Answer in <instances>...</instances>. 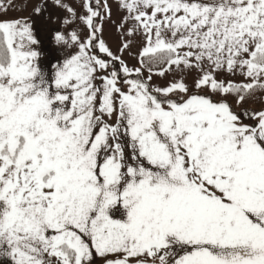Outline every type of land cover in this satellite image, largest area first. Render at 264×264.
I'll list each match as a JSON object with an SVG mask.
<instances>
[{"label": "snow or ice", "instance_id": "obj_1", "mask_svg": "<svg viewBox=\"0 0 264 264\" xmlns=\"http://www.w3.org/2000/svg\"><path fill=\"white\" fill-rule=\"evenodd\" d=\"M0 264H264V0H0Z\"/></svg>", "mask_w": 264, "mask_h": 264}, {"label": "rangeland", "instance_id": "obj_2", "mask_svg": "<svg viewBox=\"0 0 264 264\" xmlns=\"http://www.w3.org/2000/svg\"><path fill=\"white\" fill-rule=\"evenodd\" d=\"M30 10L31 9H29V12H30ZM29 12L21 13V12L15 11V12L10 13V15L11 16L28 15ZM110 43H112L113 44V47H115V39H114V37H113L112 40H110ZM125 58L128 60L129 64L134 63V61H132L130 58H128V57H125Z\"/></svg>", "mask_w": 264, "mask_h": 264}]
</instances>
